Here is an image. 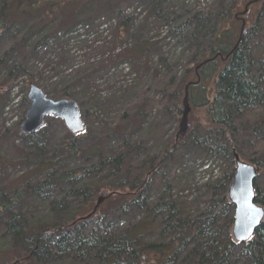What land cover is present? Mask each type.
<instances>
[{"label":"trees","instance_id":"1","mask_svg":"<svg viewBox=\"0 0 264 264\" xmlns=\"http://www.w3.org/2000/svg\"><path fill=\"white\" fill-rule=\"evenodd\" d=\"M138 3L149 9L133 19L126 13ZM172 5L171 0H0V106L7 103L2 89L15 85L14 74L32 85L33 68H39L38 78L62 81L53 100L76 101L80 113L97 108L101 124L93 132L86 126L77 135L66 132L68 144L61 152L85 159L81 166L58 172L63 160L48 165L35 160L37 166L20 184L2 186L1 264H264V217L249 241L235 243L227 198L234 154L239 157L244 146L254 152L245 162L258 169V177L264 172V0H210L180 24L179 16L169 20ZM242 17L252 26L241 38ZM167 19L174 23L169 33H188V55L164 61L161 69L147 62L159 44L145 35L152 20ZM101 28L106 34L96 72L111 75L125 65L134 76L102 99L97 90L92 94L87 70L62 71L73 39ZM11 59L15 65L7 70ZM186 86L190 111L182 135ZM173 101L177 104L170 105ZM154 105L162 106L175 129L165 153L148 158L144 147L151 136L143 128ZM38 133L24 137L36 144ZM84 140L86 148L79 146ZM190 154L212 155L230 167L187 203L174 190L186 177L178 171ZM39 175L45 178L29 188ZM254 190L255 203L264 209L256 182ZM55 191L73 195L74 201L47 202ZM103 193L110 197L101 205L96 200ZM32 195L40 206L31 205ZM115 212L132 213L120 231H113L121 221L111 217Z\"/></svg>","mask_w":264,"mask_h":264},{"label":"rangeland","instance_id":"2","mask_svg":"<svg viewBox=\"0 0 264 264\" xmlns=\"http://www.w3.org/2000/svg\"><path fill=\"white\" fill-rule=\"evenodd\" d=\"M172 9L170 14H173L169 20L174 19L175 16L181 17L178 21L179 24L186 20L188 17L194 13L205 10L209 4L210 0H171ZM134 12L133 9L134 8ZM130 9V12L126 13L127 15L132 14L133 19L140 18L139 15L143 10H148L149 8L140 3L135 4ZM140 9V10H139ZM145 12V16H146ZM241 18V17H240ZM244 21L243 33L240 35L241 38L245 37L248 34L250 26H252L251 19L242 17L241 22ZM261 24L264 25V20L262 19ZM140 23L135 24V31L138 29ZM174 23L172 21H160L156 22L151 21V25L148 32H146L145 40H153L154 43H158L159 46H156L154 50L148 52L146 59L147 62L153 65H158L161 69L164 67V63L169 64L178 59L181 55L185 58L188 53L186 52L188 33L185 31L169 33L173 29ZM240 24V22H238ZM103 29V30H102ZM241 30V27H240ZM101 31L102 34L99 32ZM97 31L96 35L91 34L89 37H79L73 39L72 44L70 45V50L68 54L65 55L66 62L62 67V71H67L71 68L72 71L76 69L84 71L87 70L88 76L92 78L88 79V83L93 88L92 94L97 90L100 96V99L111 94V91L121 88L124 84L129 83L134 76H129L128 69L125 65L121 68H117L115 72L111 75L108 73H97L96 71L99 68L100 61L102 60L103 50L102 46L104 43V33L106 28H101ZM82 32H79L81 36ZM106 34V32H105ZM182 63L184 61L182 60ZM15 65L14 59H11L6 64V69L10 70ZM32 65V64H30ZM39 68H33L34 82L33 85L39 87L45 95L53 100V94L57 89H61V79L47 80L45 78L40 79L37 77ZM77 70V71H78ZM180 72V71H179ZM3 76V75H1ZM21 74H14L13 77L15 80V85L10 87L6 92L5 88L2 89V92L5 93L4 98L6 99L3 106H0V189L2 186H5L7 183H10L12 186L20 184L24 178H27L39 164H56L60 160L63 162L58 165L55 170L58 172L64 171L66 168L73 169L74 167L81 166L82 163H85V159H70L68 154H64L61 150L68 144V134L67 129L64 127L61 120L55 118H48L45 120V126L42 130L39 131L38 142L36 144H30L25 138V135L20 134V126L24 121V114L27 109V105L24 103L23 99L26 98V94L29 88V84H26L21 78ZM4 77H0V84L3 82ZM1 96L3 94L0 93ZM160 100L161 95L157 97ZM76 102V101H74ZM181 103V101L179 102ZM177 104V101L170 102V105ZM162 106H151L146 111L147 122L143 129L148 128L150 142L144 147L147 150V157L154 158L158 157L165 153V143L168 139L173 136L175 126L168 121L163 116ZM97 108H91L87 111L81 110V118L89 130L93 128L96 129L101 126L99 123V115ZM156 125V126H155ZM149 126V127H148ZM155 126V127H154ZM146 130V131H147ZM2 136V137H1ZM190 140L186 139L185 143L189 144ZM82 148H86L89 144L88 140L80 141ZM38 154V155H37ZM254 155V152L248 146L242 148L239 159L242 162L248 157ZM144 158V156H142ZM197 156L188 155L183 158L182 166L180 169L185 171V179L180 181L181 185L178 187V190H174V195L182 197V200H186L187 203H190V200H195L198 197L204 195L205 185L209 183H202L201 181L195 180L193 174L194 162L198 160ZM208 159L213 160L215 164L219 167L220 171L226 170L230 167L229 162L226 160L223 162L221 158H213L212 155L207 156ZM33 160L31 163L30 161ZM35 160H38L35 162ZM92 162H89L91 164ZM246 163V162H245ZM167 161L163 165V173H167V170L164 169L167 167ZM235 169V166H234ZM45 178V175H39L38 177L30 180L28 187L34 188L42 182ZM164 180H167L166 176L163 177ZM213 183V182H211ZM256 187L264 197V172L261 173L256 181ZM62 191V190H61ZM65 194V195H64ZM110 197V196H109ZM109 197H104L101 201V205L104 204ZM101 198V196L99 197ZM98 198V199H99ZM73 195L68 197L65 192H52L49 195L47 202H54L56 200H63L64 202H72ZM35 195H32L29 202L32 206H40L37 202ZM97 201V200H96ZM79 202V201H78ZM95 202V201H94ZM204 206L200 205L197 209H203ZM132 213L125 216L121 215L119 212H115L111 217L117 221L121 220L117 227L113 231H120L123 227H127L128 223L131 222ZM5 245L3 241H0V246ZM6 248L9 245L5 246ZM6 248L4 250L6 251ZM1 264V263H0ZM3 264H6L5 262Z\"/></svg>","mask_w":264,"mask_h":264},{"label":"water","instance_id":"3","mask_svg":"<svg viewBox=\"0 0 264 264\" xmlns=\"http://www.w3.org/2000/svg\"><path fill=\"white\" fill-rule=\"evenodd\" d=\"M244 29V21L241 24V34ZM199 69V68H198ZM188 86L185 87L182 99V116L179 123V130L185 134L189 114ZM29 106L26 109L24 122L20 126L22 135H32L41 130L47 118L62 120L64 127L76 135L84 131L83 121L78 105L71 100L54 101L47 98L42 90L31 85L26 95ZM234 173L231 184L227 191V198L233 207V223L231 235L237 244L249 241L260 226L264 209L255 203L254 184L258 179V169L242 162L234 154ZM106 193H103L98 201H102ZM99 205V204H98ZM240 237H244L240 239Z\"/></svg>","mask_w":264,"mask_h":264},{"label":"built area","instance_id":"4","mask_svg":"<svg viewBox=\"0 0 264 264\" xmlns=\"http://www.w3.org/2000/svg\"><path fill=\"white\" fill-rule=\"evenodd\" d=\"M218 175V169L212 162H198L197 176L202 183L213 181L217 179Z\"/></svg>","mask_w":264,"mask_h":264},{"label":"snow or ice","instance_id":"5","mask_svg":"<svg viewBox=\"0 0 264 264\" xmlns=\"http://www.w3.org/2000/svg\"><path fill=\"white\" fill-rule=\"evenodd\" d=\"M244 237H240V239H243Z\"/></svg>","mask_w":264,"mask_h":264}]
</instances>
